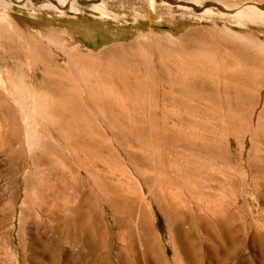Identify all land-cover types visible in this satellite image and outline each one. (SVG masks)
I'll return each mask as SVG.
<instances>
[{
  "label": "rangeland",
  "instance_id": "1",
  "mask_svg": "<svg viewBox=\"0 0 264 264\" xmlns=\"http://www.w3.org/2000/svg\"><path fill=\"white\" fill-rule=\"evenodd\" d=\"M14 2L23 8L21 13ZM27 9L42 19L26 16ZM69 23L95 25V40L81 35L82 43L81 26L74 28ZM37 28L57 35L41 39ZM2 30L0 102L14 112L0 110V264L84 262L79 249L84 235L78 233L81 245L74 238L66 242L60 232L57 217L66 195L77 200L78 210L81 207L82 225L91 224L94 214L92 223L103 243L129 242L142 193L146 204L151 202L150 195L163 203L160 188L188 180L195 186L192 199L177 206L168 202L163 213L157 211L154 229L158 240H169L178 248V236L188 231L198 246L194 264H264V93L258 90L264 72L249 77L240 65L228 73L226 83L194 76L188 81V95L179 96L178 89H173L179 105L173 112L166 108L157 116L145 104L134 118V114L130 119L120 117L122 132L106 130L112 137L111 158H119L122 165L129 159L127 162L142 166V178L132 175V180L148 187L130 194L97 173L90 176L79 170L78 157L57 142L59 136L51 128L58 122L48 119L53 106L32 91L46 87L49 93L52 89L25 53L42 44L57 64L74 57V62L113 59L136 66L147 58L150 66L152 53L189 58L191 51L210 40L229 52L261 58L264 0H0ZM7 50L12 60L2 57L1 52ZM84 110L92 118L90 110ZM154 119L164 126L159 129ZM155 138L162 150L157 157L136 147L140 142L150 146ZM104 144L106 140L95 146L98 158L103 157ZM177 262L184 264L181 253Z\"/></svg>",
  "mask_w": 264,
  "mask_h": 264
},
{
  "label": "bare ground",
  "instance_id": "2",
  "mask_svg": "<svg viewBox=\"0 0 264 264\" xmlns=\"http://www.w3.org/2000/svg\"><path fill=\"white\" fill-rule=\"evenodd\" d=\"M14 5L17 6L18 11H20L21 13V10L23 9L21 5L16 4L15 2ZM71 7L73 9L75 5L71 4ZM24 13L26 14V16L28 15L35 19L37 18L35 12L30 9H27ZM58 15L61 16L60 11ZM39 18L42 19L41 17ZM69 24H71L70 26L74 25L72 23ZM93 26L95 25L91 26V23H76L74 25V28L80 27L79 40L82 43L83 40L81 39V37L89 39L90 41L95 40V31ZM36 30L37 36H39L41 39H54L57 35L55 31L48 32L44 31L41 28H37ZM2 32L4 34L5 30H2L0 32L1 37L5 36V34L3 35ZM7 42L9 43L11 41L8 40ZM9 48L11 52L14 51L13 45L12 47L9 46ZM25 53L28 58L36 62V64L39 66L37 73L42 76L45 85H48L52 89V91L49 93L48 91H46V87L41 90L40 88H35L32 91L33 93L35 92L34 94L37 95L38 99L44 97L46 103L53 106V111L48 114V119H52L58 122L54 127L51 128L53 134L59 136V140H57V142H59L62 147L64 146L65 148H67L66 150L68 152H71L76 157H78L77 164L79 170L89 173L90 176L97 173L98 175H101L106 181L115 184L116 187L118 186L123 191L127 190L130 194H135L138 192V190H142L143 188L148 187H146V185L141 186L140 184H138L139 182L135 178V181L132 180V175H136L137 177H140V179L142 178L141 171L139 170V168H141L142 166L137 167L133 164V162H127L129 159L125 162V165H122L124 163L121 164L119 162V158V161L116 160L117 158H111L109 144L112 145V137L106 132V130L113 129L115 130V132L116 130L117 132H122L123 128L121 126L123 125V122L121 123V121H119L120 117H127L130 119L134 114V118L135 114L139 113V109L142 108L145 104H147L149 110L153 109L152 113L154 112L155 114H157V116H161L163 114L162 111L166 108L171 109V112H173V108H175L176 106L179 107L177 102H175L176 98L175 96H173V89L175 87L178 89L177 91L180 93H178L179 96H183L185 94L188 95V81L191 77L194 76H203L213 82L226 83L229 79L228 73L232 70H235L240 65H243L244 74L248 75L249 77L256 76L264 72V57L261 56V58H256L246 53L229 52L226 47L215 41L211 42L210 40L204 41L199 45L197 50L191 51L189 53V58L177 56L174 54L166 55L159 52L152 53L150 55L151 57H149L151 59H149L150 66H147L148 63H146L149 62L146 61L147 56L145 57V60L144 58L140 60V65L136 66L129 64V62H114L112 58L111 61L113 62L110 61L107 63L88 61L74 62L73 56V58L69 57L68 61L66 63H63V65L57 64L53 62L49 52L43 47L42 44H36L35 47L26 50ZM140 53L142 54V52ZM1 55L3 58H8L11 60L13 59L9 51L7 53L1 52ZM145 55L146 54H144L143 57ZM6 71L7 74L11 72L8 71V69ZM11 73L10 75H12ZM258 90L264 93V81L258 84ZM163 99L164 101H166L165 99H168L171 103L167 104L166 102H163ZM4 104L0 102V110L5 109L6 111H8V113L13 114V109L10 106H6V104ZM85 108L90 110V112L92 113V118H89L86 115V112L84 110ZM212 112H214V110ZM167 114L168 113H166V115ZM217 114L220 115L219 113ZM164 119H166V116L164 117ZM132 121H134V119ZM143 121H145V119ZM167 121H169L168 118ZM215 121H217V119ZM155 122L159 124V129L161 127L160 125L164 124H160L161 120L159 119L155 120ZM168 124H170V121ZM168 124L166 123L167 126ZM102 128L104 129V131L102 130ZM163 129L164 128H162V131ZM115 132L114 134H116ZM108 135L110 137H106ZM103 140H106L107 144H104L106 146L104 147L103 157L98 158L95 146H97L98 142ZM136 145V147H139L142 150H148V153H152L156 157L160 154V152H162V150L160 149L161 145L158 138H155L154 141H151L150 146L142 142L136 143ZM86 147L89 148V152L87 153L85 152ZM48 152L51 155H55L50 149H48ZM120 158L122 159V157ZM171 165L173 164L171 163ZM196 167L194 166L193 168ZM173 171L176 172V170ZM173 176L175 177V175ZM189 181L190 180H188L187 183H182L180 181L176 183L174 182L173 184H171V187L167 186V188L163 186V189L160 188L161 190L159 191L162 194L161 199L164 201L163 203L158 201L157 198H152V196L150 195L149 199L151 200V202L149 204H146V196L144 195V193H142V198L138 199L137 201L135 227L133 234L129 233V236L131 235L130 240L129 238L127 240L129 242H126V240L125 242L114 240L110 244L103 243L97 236L96 227L92 223L95 221L93 218L94 214H92L93 216H91L89 221L91 222V224L88 225L87 223V225H82V222L80 221L82 220V216L80 217V214L78 212L81 207L78 210L77 200H72L71 198L69 199L68 197H66V195L63 199L62 207L58 215L60 217H57L59 218V221H57L61 230L60 232L64 234L63 236L65 237L64 239H66V242L69 243L74 238L73 241L79 244L81 243L82 239H79L80 236L78 238V233L84 235V244L82 246V249L79 245L81 254L80 260H83L84 258V262L79 261L77 264H178L177 259L179 253H181L183 257L184 264H194V261L196 259H193L198 250V246L195 242V239L188 231H183L181 232L182 234L178 236L177 248L175 243H172L169 240H167L166 243L160 242L154 229V220L158 219L157 211H164V208L166 207L168 202H170L171 205L177 206L183 205L185 200H190V198L192 199L194 190L193 188L195 186H191V183ZM147 191L148 194H151L150 190ZM137 197H139V194L137 195ZM72 247L74 248V246ZM83 249H85V251ZM66 252H68L67 249Z\"/></svg>",
  "mask_w": 264,
  "mask_h": 264
}]
</instances>
